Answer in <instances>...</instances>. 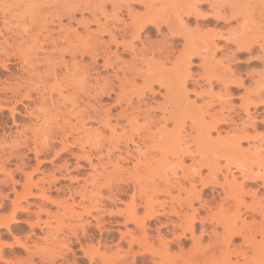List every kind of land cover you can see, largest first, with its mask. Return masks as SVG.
<instances>
[{
    "label": "rangeland",
    "instance_id": "374dc122",
    "mask_svg": "<svg viewBox=\"0 0 264 264\" xmlns=\"http://www.w3.org/2000/svg\"><path fill=\"white\" fill-rule=\"evenodd\" d=\"M194 2L195 0H0V103L3 104L0 108V225L12 218L15 220L11 222L10 227H0V264H12L13 261L31 259L37 252L44 253L47 259L63 256L65 259L70 257L77 264H95L96 260L102 264L103 253L107 251L108 254H112L121 250L123 256L128 254L126 256L128 260H132L134 254H132L133 251L128 250L127 241L130 236L126 231L135 230V226L134 223L129 222L125 225L124 215L117 210L119 207H129L135 201L139 207V213H144L142 200L139 198L135 200L136 195L140 194L138 189L140 180L143 187H148L150 191L155 183L156 186L153 187H157V184H160L161 188L172 186L175 195L180 192L179 185L185 186L186 189L190 188L192 173L188 170V164H193L191 154L194 157L199 154H196L197 147L193 139L188 136H185V139H189L187 140L190 152L184 155L185 168L176 166L175 169L174 165L149 173L143 169L129 172L134 167L132 161L136 160L132 155L124 158L126 156L124 144L121 145L122 149H115L108 156L107 147L112 149V146L108 145L106 140L101 142L96 138L88 139L89 134L94 133L97 127L105 134H109V129L98 121L102 120L107 109L110 113L108 117L110 122L112 124L118 122L117 132H120L122 125L127 123L126 114L131 115L129 113L132 111V106L127 104L130 98L134 101V106L138 105L136 111L144 112L145 116V112L152 114L150 115L152 118L147 117L149 119L142 117L143 115L138 116L142 126H147L150 122L148 127H152L153 131L157 127L167 125L170 119L165 121L162 116L165 113L164 117L168 118L169 110H172L174 105L178 106L177 102L180 99L174 98L175 94L176 96L178 94L177 91L173 94L168 93V96L165 95L166 87L163 91L160 87H156L154 91L149 88L146 92L136 82L137 77L149 83L153 79L162 80L163 78V76L160 77V72L154 66L150 55L153 51L151 44L158 37L168 39L173 47L181 36L184 37L187 44L184 56H190L191 60L190 75L186 83V86L190 84L191 88L186 87V89L188 93H196L199 90L202 100L195 111L199 108L202 111L209 110L210 113L218 111L222 118L217 124L221 136H227L228 133L232 135L234 130L245 127V133H248L249 137L242 141V144L247 145L246 148H242L248 152L247 155L250 156L251 153L253 156L256 151L254 144L264 153V104L260 103V97L257 95L264 87V56H262L264 51L257 43H253L250 47L238 46L236 38L247 26L242 28L239 25L242 20L241 14H232L231 9L227 14L222 10L218 11L219 8L203 10L205 13L211 12V15L201 14L198 20L195 16H186L185 23L188 21L192 23L189 24L188 30L183 29L180 20L186 13L193 11L189 5ZM209 2L223 4L225 0H209ZM228 2L234 3L238 10L246 11L248 14L254 9L257 11L254 5L256 0H228ZM138 4L148 7H145L141 13L136 7ZM105 5H115V7L106 8ZM128 5L133 7L130 8ZM130 11L133 16L129 15ZM106 14L110 17L106 18ZM251 14L248 15L250 18H252ZM233 15L238 18V25L232 23ZM52 16L55 18L53 19ZM60 16L63 24L61 29L64 28L68 34L70 33L69 37L73 35L71 40L74 39L76 29L81 34H85L86 27L94 31L93 38H101L99 40L101 44L98 47L101 55L94 59L90 54L83 55L78 52L77 58L71 60L69 52L64 51L69 43L66 39L68 36L64 35V29L62 31L60 29ZM140 16L142 20L137 19ZM125 18L131 21V26ZM145 20H151L154 23L141 28L140 25ZM156 21L160 24L157 25ZM247 23L245 25H249ZM45 24L47 29L42 28ZM168 24H171V29L166 33L165 28ZM100 29L103 31L101 32ZM108 30L115 32L113 33L116 35V40L110 39L111 34ZM105 33L109 34L108 40L103 39ZM37 37H39L38 40ZM133 38L139 41L138 46L135 50L125 53V46L131 49ZM53 39H56L57 47L53 45L54 43L52 44ZM34 41L38 43L35 44ZM213 41L215 44L212 43ZM145 42L148 43L145 44ZM75 43L77 44V41L73 40V44ZM113 43L116 47H112ZM184 46V44L179 45L180 48ZM105 50L110 52L109 61L105 59L107 58L104 54ZM61 51L65 52L64 59L68 62L67 65L72 64L71 70L62 63V58L59 57ZM212 51L214 56L211 54ZM50 53L54 56H49ZM200 53L203 56H209V60L206 59L204 62ZM86 55L95 64V67L89 68L87 72L79 67L81 64H87ZM184 59L185 57H182L181 62ZM3 62L7 63L6 67L3 66ZM52 64L56 68V74L59 75L58 80H55L49 70ZM225 73L226 81L219 80L218 77ZM79 74L87 79L88 92L87 89L85 92L82 90L85 87L84 84L80 85L82 83L79 84L82 89L68 88L69 80L78 84V80L83 78ZM99 74L101 83L96 85L94 77L100 76ZM166 76L173 77L172 81H174L179 75L169 72ZM103 78L106 80L104 81ZM208 79L212 81V86ZM111 81L114 82L116 89H119L120 82L124 83V98L117 100L118 90L117 93H109L102 89ZM94 84L95 87H93ZM98 86L100 90L102 89L100 94L95 91ZM37 88H42L44 93L40 98L36 97ZM17 90L21 94L15 97L14 93ZM59 90L62 91L61 94ZM27 91H32L33 99H22V95ZM96 95L99 96V101L95 100ZM138 98L142 101L136 103ZM247 98L258 102L257 106L249 105L251 118L243 107V101ZM16 100H18L17 103ZM13 104L16 110L12 113L10 107ZM123 107H126L128 109L126 112L129 113L120 116L119 112ZM48 111L62 125H65L64 123L68 120L71 121L68 123L72 124H77L78 121L82 123L81 126L88 129L81 136L82 143L74 138V135L78 136L76 131L74 135L68 136V147L64 148L60 141H55L54 147H47L37 155L32 149L34 147L33 130H37L40 123L42 124V120L37 116L44 118ZM83 113L85 115L82 116ZM207 117L208 121L213 120L209 115ZM142 128L144 133L141 130L140 135L145 137L147 132L145 133L144 127ZM213 130L217 137V129ZM26 140H28L27 143ZM260 141L263 142V148H259ZM144 143L149 147H146ZM142 144L140 149L144 150L143 153H146L147 159L154 154L158 158L161 157L158 147H152L150 136L147 135ZM130 145L133 151H137L134 150L136 148L134 144ZM116 157L124 158V160L119 159V163L124 165L125 170L122 168V172L125 174V181H120V177L116 174L108 173L118 160ZM247 157L246 162L248 161L253 167L255 176L244 177L236 170L234 164L231 167H233L232 172L238 177L237 181L245 185L244 197L247 196L250 201L256 192V195L261 196L263 180L260 175L264 174V168L261 167L262 164L258 165V159L253 160V157ZM175 159L174 155L169 158L172 164ZM195 159L194 166L197 168L206 164L203 155ZM226 166L225 160L224 173L228 172ZM258 169L261 171H255ZM129 175L130 178H127ZM108 182L110 183L108 187L102 185ZM117 182L121 184L120 191L116 189ZM99 184L102 185L100 186L103 190L102 196L94 194V189L100 188ZM196 186L197 190L201 189V182L196 183ZM110 187L114 190L113 197L116 201L107 198ZM29 189L34 193L32 196L26 195ZM43 191L46 196H42ZM221 191V186L210 185L206 188L204 197L212 196V194L221 197L223 196ZM161 192H158V198L162 202L167 201L165 203L169 205L168 196ZM191 198H194V204L197 206L198 201L195 196L188 197L186 191L182 190L183 201H190ZM181 199L179 197L178 201ZM95 205L99 206L96 208ZM201 214L204 215L205 211ZM96 217L101 219L100 223H97ZM155 223H157L155 220L150 223L152 236L157 234ZM83 225H85V231L82 230ZM197 226L199 233L201 225L197 223ZM213 228V225H210L208 230ZM161 229L162 234L168 238L173 237L169 228L162 226ZM124 232L126 234L122 236ZM204 236L206 240L208 236ZM78 238L89 255H85L80 243L77 242ZM190 243V241L186 242L188 245ZM135 250H138L137 245Z\"/></svg>",
    "mask_w": 264,
    "mask_h": 264
},
{
    "label": "bare ground",
    "instance_id": "6f19581e",
    "mask_svg": "<svg viewBox=\"0 0 264 264\" xmlns=\"http://www.w3.org/2000/svg\"><path fill=\"white\" fill-rule=\"evenodd\" d=\"M253 1H255V0H253ZM259 3H260V0H256V4H254V5L257 6V5H259ZM149 6H150V4H149ZM151 6L154 7V5H151ZM256 9H257V11H255V9H254L255 13H254V11L250 12V13H252L251 14L252 18L249 17L250 13L248 14L246 11L238 10L236 7L231 9L232 14H241L242 20L239 22V25L242 26V28L247 26L246 29L244 31H242V33L239 35V37L236 38V41H237V44L239 47H244V46L250 47L251 45H253V43H257V44H259L260 48L264 51V46H262L260 43L262 37H264V34H262V32H261V28H260L259 21H258V17H259L258 7H256ZM129 10H131V9H129ZM220 10L221 9L219 8L218 11H220ZM128 13H129V15L131 14L130 16H133L131 11ZM106 15H107L106 18L110 17V16L108 17V14H106ZM52 18L54 19L55 17L52 16ZM61 20H62V17L60 16V21ZM246 23L249 25H245ZM62 27H63V24L61 21L60 29ZM42 28L47 29L48 27L45 24V25H43ZM63 29H61V31ZM85 29H86L85 34H81L79 31H77V29L74 31V39L73 38L72 39L77 41V44L76 43L73 44V40H71V37H73V35L71 37H69L70 33L68 34L67 31H65V29H64L65 33L64 32L63 33H64V35L66 34L68 36V38H66V39H68L67 42L69 43V45L67 46L68 48L65 47L66 49H64V51L67 50L69 52V54L71 55V60H75L77 58L78 52H81L83 55L84 54H90V56L94 59L97 58L98 55H101V52H99L100 50L98 51V47L101 44L99 40L101 38L100 39H97V37H96V39L93 38V34H94L93 32L94 31L92 32V30L89 27H86ZM102 29H104V28H102ZM102 29H100V31ZM105 31H106V29H105ZM113 32L114 31H112V30L109 31V33L111 34L110 39L114 41V40H116V35H114L115 32L114 33ZM94 37H95V34H94ZM38 39H39V37H37V40ZM55 41H56V39L54 40V42H52V44L54 43L53 45L57 44V42H55ZM34 42H35V44L38 43L37 41H34ZM212 43L215 44L214 41ZM79 46H81V47H79ZM213 46L216 47L217 45H213ZM56 47H57V45H56ZM52 48H54V47H52ZM62 50H63V48H62ZM106 50H105V52L104 51L103 52H104V54H106V57H107V58H105L106 61L107 60L109 61L110 56L108 57V55L110 52H108ZM68 52H66V53H68ZM64 53L65 52L61 51L59 54V57L62 58L61 59L62 63L63 64L65 63L67 69L70 70L68 67L69 64L67 65L68 62L64 59V56H65ZM50 54H49V56H54L53 53H50ZM211 54L213 55L214 52L212 51ZM200 55H201L202 60L204 62H206V59L209 60V56H203V54H201V53H200ZM213 56H212V58H214ZM184 57H185V59L182 63L187 65V71L184 74L185 87L183 89L181 88V84H180V76H177L176 80L172 81L173 77L171 78V77L166 76V74L165 75L160 74V77L163 76L162 80H160V81L163 83L164 87H166V89H167V94H165V95L168 96V93L173 94L174 91H177L178 94H177V96L175 94L174 98L176 97L177 99H180L179 102H177L178 106L174 105L177 109H175V107H173L172 110H169L170 115L168 118L164 117L165 113L162 117L165 118L164 119L165 121H167V119H176L178 117L182 118L184 116L194 117L195 118L196 135L191 139H193V141H194L193 143L197 147V148H195L196 149L195 151L197 152L196 154H199L201 156L203 155L204 161L206 162V164H208L210 166L213 174H215L217 171H222V174L225 177V179L219 180V181H217L215 179H211V178L205 179L204 181L201 182L202 188L198 189V190H197L196 183H193L191 181V186L189 189L188 188L186 189L185 186L179 185L178 189L180 190V192L177 195H175L173 193V190H172L173 187L172 186L161 188V185L157 184V187H153L156 184L155 183L151 187V191H152L151 192L150 190H148V187H145V186L143 187V185H142L143 183L141 184V180H140V182L138 180V182H139L138 189H139L140 194L136 195L135 200L137 198L142 200L141 203H143V206H144V213L143 214L139 213V207L135 201H133L129 207H126V208H120L119 207L118 208L119 210H117L118 213L124 215V219H125L124 221L125 222H123V223H125V225H127V223L129 222V223H134V226H135V230L132 229V230L126 231L130 236L129 240L127 241L128 242V250H129V252L133 251V253H132V254H134L133 259L128 260V257H126L128 254L126 256H123L120 252L121 250L116 252V253H112V254H108L106 251L105 253H103L101 255V263L102 264H108L109 262H112V264H113V261L115 262L114 264H190V262L192 260L200 261L201 264H227V262L229 260H231L234 256V252L232 249H234L236 247V245L233 244L230 246L229 243L223 238L222 235H218V228L215 225L219 224V222L221 220V216L219 213L216 212L215 209L212 208V205L213 204H219V202L221 200H228L233 195L240 196L241 197V203H243L244 193L246 192V190L244 191L245 185L243 186V184L241 182L237 181L238 177L234 174V172H232L233 167H231V166H232V164H234L233 166L236 167V170H238L241 173V175H243L244 177L251 178L252 176H255L256 174H255L254 169L251 166V164L248 163V161L246 162V160H247L246 157L247 156H248L247 158L253 157L252 158L253 160L258 159L257 160V161H259L258 165L260 166L262 163H264V155H262L263 152L261 150H258V146L255 144H254V147L256 148V151L253 150V151H255L254 152L255 154L253 153V156L250 153L251 157L249 155H247L248 152H246L245 149H243L240 146L242 144V141L249 137V134L245 133V131H246L245 127H243V128L240 127L241 129L234 130L232 135H229V133H228L227 136H221V131L218 130L217 124L219 123V121L222 118H221V115L219 114L218 111L214 112V113H210V112H208L209 110H206V109L203 111L200 110L201 108L198 109L199 112L197 110H196L197 112L191 111V110L180 111L181 98L188 94V90L186 89V87H187L186 83H187V77L190 75L189 65L191 64L190 56H184ZM2 64L4 67L7 66L6 62H3ZM78 64H79V62H78ZM49 70L52 72L51 74H53V76L55 77V80H58L59 75L56 74L57 73L56 68L53 66V64L50 65ZM222 73H224V72H222ZM79 75H77V76H79ZM80 77H83V76L80 75ZM83 78H85V77H83ZM94 78H95L94 80H96L95 84L100 85L101 75L100 76L97 75V77H94ZM218 78L221 81H226L227 75L225 73V75L222 74V76H219ZM80 79L78 81H80ZM103 80L105 81L106 79L103 78ZM208 80H209V84L212 86V81L210 79H208ZM79 84L80 83L77 84V87H79ZM95 84L93 87L96 86ZM107 84H108V86L103 87L102 89H105L109 93L110 92L117 93L116 86L113 87V85H115L114 82L111 81V82H108ZM123 84H124L123 82H120V84L118 85L119 92L117 93V100H120V99L124 98V96H125V92H124L125 88H124ZM80 85L83 86V83ZM84 86L85 87H83V89L81 87H79V88H81L85 92L87 89L86 86H88V84L87 85L84 84ZM41 89L42 88L36 89V91H37L36 97L37 98L42 97L44 94V93H42L43 91ZM81 89H79V90H81ZM95 89L94 90L96 91V93L102 92V89L100 90L99 86H98V88H95ZM61 90H59L60 91L59 94L62 93ZM150 90L154 91L152 89H150ZM87 92H88V89H87ZM20 94L21 93L19 92V90H17L14 93V96L18 97ZM257 95L260 97V92H258ZM32 96H33L32 91H27L22 95V99L23 98L33 99ZM170 96H172V95H170ZM98 97L99 96L96 95V97H95L96 101H99ZM177 99H175V100H177ZM141 101H142L141 98H138L136 103H139ZM17 102H18V100H16V103ZM127 102H128L127 103L128 105L132 106L131 107L132 111L130 113L126 112L128 109L126 107H123L120 110L119 115L121 116V114H122L125 116L126 113H129L131 115L126 114L125 117H127L126 118L127 123H126V125H122V127H121L122 130L120 132L118 131L119 133L117 132L118 122L115 124H112L110 122V120L108 118L110 113H109V109H107L102 120H98V121H100L99 123H101L104 127L109 129V134H107V133L105 134L102 130H99V128L97 127L98 131H97V128H95L96 129L95 132L92 134H89L88 139L96 138V139H98V141H101V142L106 140L108 145L112 146V149H110V147H107V150H108L107 155L108 156H110V154L113 153V150L122 149L121 145L124 144V147L126 148L124 150V152H126V156H124V158H126L127 155H129V156L132 155L133 158L136 160V161L131 160L132 163L134 162L133 163L134 167H132V169L130 168L132 170V171H129L130 173L133 171H136V170H140V169L147 170L149 173V172H153L154 170H156V171L164 170L166 167H170V166L173 167L174 165H175L174 168L176 166H177V168L178 167H184L183 166L184 165V155L185 154L187 155V153L190 152L189 151L190 148L188 146V140L189 139L188 138L185 139V136H184L183 137V144L181 146L179 134L174 133L172 130H169L166 127V125L163 127L162 126L157 127L156 130L152 131V129H151L152 127L149 128L150 127L149 120H145L147 123L148 122L149 123L147 124V126H145V125L142 126L140 124L138 116L143 115L142 117H146V119H149L147 117H149L152 114H149V113L147 114L145 112V114H146V116H145L144 112L136 111V109L138 108V105L134 106V101H132L131 98ZM98 103H100V102H98ZM251 104H253L254 106H257L258 102H255L251 98H247L243 101V107H245V111L247 112L249 117H250L249 105H251ZM2 106H3V104L0 103V108H2ZM10 109H11V112L13 113L16 110L15 104H13L10 107ZM83 115H85V114L83 113L82 116ZM207 115H209L211 118H213V120L211 122L208 121V119L207 120L204 119V117ZM53 116L54 115L53 114L51 115L49 111H48V114H46V116L44 118H43V116H37L38 119L42 120V124L40 123V125L38 126L39 128L37 127L38 128L37 130H33L34 131L33 132V134H34L33 135L34 136L33 137L34 147L32 149L34 150V152L37 155L47 147H54L55 141H60L64 145V148L68 147V145H69V143L67 141L68 136L74 135L73 133L74 132L76 133V131H77L78 136L74 135V138L78 139L79 142L82 143L81 136L83 135L84 132L88 131V129H86L85 126L84 127L81 126L82 123H80L79 121L77 122V124H75V123L72 124V123H68L70 121V120H68L67 123H64L65 125H62L61 123H59L58 119L56 120V118ZM52 118H54L55 120ZM150 118H152V117L150 116ZM142 127H144L145 133L147 132V135L150 136L151 143L153 144L152 147H154V148L158 147V150H160L159 152H161V154H162L161 157L158 158L154 154V155L150 156L151 158L147 159V157L145 156L146 153H143L144 150L142 151L140 149L141 145H143L142 143L145 141V137L147 138L146 134H145L146 136L144 135L145 137H142V135H140V134H142L141 130L143 131ZM213 129H217L218 136L216 137L215 143H209L208 137L204 136L202 133L204 131H209V130H213ZM54 130H55V132H54ZM143 133H144V131H143ZM86 139L87 138H85V140ZM27 141L28 140H26V143H27ZM141 141H142V143H141ZM131 143L136 146V148H134V150H137V151H133V147L131 149V147H130ZM262 143L260 141L259 148H263ZM146 147H149V146L146 145ZM190 147H191V145H190ZM249 147H250V145H249ZM225 148H227L226 152L224 151ZM134 152H136V153H134ZM191 153H193V152H191ZM169 154H171L172 157L174 155L176 158L175 159L176 162L173 161L174 162L173 164H172V160H169V158H170ZM191 155H192L191 159L193 160V164L192 163L191 164L194 165L196 163V159H195L193 154H191ZM220 156H226L227 157L226 158V162H227L226 170L228 171V172L226 171L227 173H224L223 172L224 169L222 170L219 167V165L216 163V161L218 160V158ZM116 158H118V157H116ZM121 158L120 157L118 158L116 163H114L112 165L113 168L110 169L108 171V173L110 172L112 174H116L120 177L119 178L120 181H125L126 177L124 176L125 174L122 172L123 171L122 168H124V165H122V164L120 165V163H119V159H121ZM124 158H122V159L124 160ZM142 166H143V168H141ZM169 169H171V168H169ZM124 170H125V168H124ZM175 171H173V172H175ZM255 171H261V170L258 169ZM124 172H126V171H124ZM176 172H178V171H176ZM164 173H165V171H164ZM260 176L262 177L261 180H263L262 182L264 185V174L260 175ZM127 178H130V175ZM253 178H255V177H253ZM102 185H105L106 187H108L110 185V183L108 182V183L102 184ZM102 185L99 184L98 186L100 187ZM210 185L221 186V189H222L221 193H223V196L221 195V197H220L219 195L217 196L215 194H212V196L211 195L210 196L205 195V197H204V192H206V188L208 186L210 187ZM225 185L227 186V191L225 189ZM237 186L239 187L238 192L234 191V189H236ZM94 188H95V185H94ZM95 189H94V192H95L94 194L97 193L99 196L103 195V190L101 187L96 189V190ZM116 189L118 191L121 190V184L119 182H117ZM182 190L186 191V193L188 194V197L189 196H195V198L198 201V205L196 206L194 204V198H191V200L187 201V202L183 201L181 199ZM158 192H161L164 194L166 193V195L168 196V200L170 202L169 205L167 203H165L167 201L162 202L158 198V196H159ZM33 194L34 193L31 191V189H29L28 193L26 195L32 196ZM41 194H42V196H46L45 191H43ZM256 194H257V192H256ZM256 194L252 195V197L250 199V201H254V205H255L254 211L252 213H249L247 208L243 209V215H241V213L239 211L236 213L237 216H240L241 223L243 225H245L246 230H248L249 238H251V236L254 235L252 228H255V231H259V225L256 224L254 217L257 214H259L261 205H260V199H259L260 197ZM114 195H115L114 190L110 187L107 198L113 199L114 201H116V199L113 197ZM143 196H144V198H143ZM179 197H180L181 201H178ZM218 197L220 199H218ZM90 198H92V197L90 196ZM176 201H178V202H176ZM205 205L207 207H204ZM98 206L99 205H95L96 208ZM209 209H211V211H209ZM202 211H205L204 215L201 214ZM249 216H251L253 218L251 221L249 220ZM162 217L165 220H163ZM12 219H10L7 222H4L3 224L0 225V227H2V226L10 227L11 222L15 221L14 219L13 220ZM95 219L97 220V223L101 222V219L99 217H96ZM153 220H155L157 222L154 224L155 226H157L156 227L157 228L156 229L157 234L155 236L150 235V229L152 228L150 223ZM214 222H215V224H214ZM197 223H199L201 225V226H199L201 228L199 233L197 232V228H198ZM210 225H213L214 228L211 230H208V227H210ZM162 226L169 228V231L173 235L172 238H168L166 235L162 234V229H161ZM81 227L83 228L82 230L85 231V229H86L85 225H83ZM240 230L242 231L245 229H240ZM84 231H83V233L86 234V232H84ZM234 231H238V229H236L234 227V224H232V226L230 227V230H229V236H231V233ZM126 232L122 233V236L125 235ZM74 233H76V232H74ZM205 234L208 236V238L206 240H205V236H204ZM75 235H76V237H78L77 234H75ZM150 237L154 238V240H152ZM187 241H190L191 243L188 245V244H186ZM77 242L80 243L82 250H84V252H85V255H89V253L87 251H85L84 244L82 243L80 238H78ZM136 245L138 246L137 251L135 250ZM108 248L109 247H107V249ZM0 250H1V248H0ZM134 250L136 251L135 253H134ZM241 256H243V254H241ZM256 258L258 259L259 257L257 256Z\"/></svg>",
    "mask_w": 264,
    "mask_h": 264
},
{
    "label": "snow or ice",
    "instance_id": "6c2138e0",
    "mask_svg": "<svg viewBox=\"0 0 264 264\" xmlns=\"http://www.w3.org/2000/svg\"><path fill=\"white\" fill-rule=\"evenodd\" d=\"M106 8H114L115 5H105ZM129 7H133L129 5ZM143 12L144 8L147 5H136ZM193 9L192 12H188L185 16H182L180 20V25L183 29L188 30L189 24L192 21H188L185 23L186 16H195L198 20L201 14L211 15V12H204L203 10L220 8L225 14L229 12L230 9L235 8L236 5L234 3L228 2L225 0L223 4L219 3H210L209 0H195L194 3L189 5ZM252 7V5H249ZM259 10V25L261 28V32L264 33V0H260L259 5H257ZM138 20H142V16L137 18ZM125 21L128 22L131 26V21L125 18ZM238 18L233 15L232 23L234 25H238ZM6 23V21H5ZM154 22L151 20H145L140 25V27H144L148 24H153ZM157 25L160 24L159 21L155 22ZM171 29V24H168L165 28V32L167 33ZM83 31V29H81ZM176 35H180V33H175ZM100 39V37H97ZM104 40L109 39V34L105 33L103 36ZM223 39V38H222ZM148 42H145L147 44ZM261 45L264 46V37L261 39ZM139 41L133 38L131 41V49L125 46V53L130 50H135L138 46ZM184 44V48H180L179 45ZM112 47H116V44L113 43ZM151 47L153 51L150 53L151 57L154 61V66L159 70L161 75H165L169 72L177 73L180 76V84L181 88L185 87V77L184 73L187 71V65L182 63V57H184L187 51V44L183 36L179 41L175 42V47L172 46L168 39L163 37H158L156 41L152 42ZM247 50V49H241ZM264 56V53H262ZM87 64H81L79 67H82L85 72L88 71L89 68L95 67L93 61L87 58ZM71 70L72 64L68 65ZM146 92L151 88L155 90L156 87H160L161 91L164 90V85L159 79H153L149 83L147 80H142L137 77L136 81ZM79 83L87 84V79L81 78ZM77 87V84H74L71 80L68 81V88L72 89ZM115 87V85H113ZM187 88H191V85L188 84ZM119 91V89H117ZM243 90V89H242ZM202 100L199 95V90L196 93L189 92L186 96L181 98L180 103V111H195L197 105H201ZM260 103L264 104V87L261 88L260 91ZM122 106V105H121ZM205 120L209 119L207 116L204 117ZM166 127L169 130H172L174 133L179 134V139L181 146L183 144V137L188 136L190 139L196 135V127H195V118L192 116H184L182 118L170 119ZM204 136L208 137L209 143H215L216 140V132L215 130L204 131L202 133ZM241 147H247L246 144H241ZM227 151V148L224 149ZM264 155V153H262ZM171 157V154H169ZM195 158H199V155ZM226 156H220L216 163L223 170L224 163L226 160ZM264 168V163L261 165ZM188 170L192 173V182L200 183L207 178L215 179L217 181L225 179L222 174V171H217L215 174L212 173L211 168L208 164L202 165L200 168L195 167L191 163L188 164ZM225 189L227 191V186L225 185ZM234 191H239V187L237 186ZM260 211L254 219L256 224L259 225V231H255V228H252L254 235L249 238L248 230H246L245 225L241 223L240 216H237L236 213L239 211L241 215H243V209L247 208L249 213L254 211V201H249L247 196L243 198V203H241V197L238 195H233L228 200H221L219 204H213L212 208L216 210L217 213L220 214L221 220L218 225H215L218 228V235H222L223 238L229 243V245L235 244L236 247L233 250L234 256L231 260L227 262V264H264V185L261 187V196H260ZM204 207H207L206 205ZM211 211V209H209ZM253 218L249 216V220L251 221ZM231 222V223H230ZM215 224V222H214ZM234 224V227L238 229V231H234L229 236L230 227ZM245 229V230H240ZM206 235V234H205ZM243 254V256H241ZM259 257L258 259L256 257ZM12 264H77L75 260H72L70 257L65 259L63 256L54 259H47L42 252H37L31 259H26L24 261H13ZM95 264H100L99 260L95 261ZM190 264H201L200 261L192 260Z\"/></svg>",
    "mask_w": 264,
    "mask_h": 264
}]
</instances>
